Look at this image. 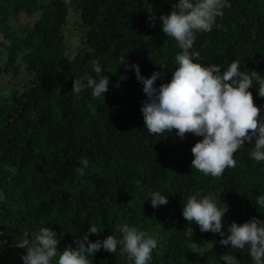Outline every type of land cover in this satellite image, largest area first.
<instances>
[{
	"label": "trees",
	"instance_id": "16d2710c",
	"mask_svg": "<svg viewBox=\"0 0 264 264\" xmlns=\"http://www.w3.org/2000/svg\"><path fill=\"white\" fill-rule=\"evenodd\" d=\"M230 3L210 32L197 34L193 51L222 70L238 60L242 70L264 73V0ZM152 7L157 16L170 13L172 0H0V56L7 58L0 74L27 69L9 94H0V243L7 244L0 245L6 259L0 264H22L24 250L13 245L27 231L34 237L39 228L53 227L63 250L75 246L90 223L104 230L91 240L115 235L124 223L157 236L150 264H223L225 252L253 264L247 250L228 249L219 234L200 231L182 215L183 199L214 193L230 204L225 227L264 216L252 203L264 194V162L249 156L252 146L234 154V168L213 177L191 168V148L202 137L180 139L176 130L153 135L145 128L143 85L121 58L138 62L146 76L164 72L159 85L171 79L180 51L159 23L149 27ZM71 9L81 11L79 24ZM21 15L38 17L18 25ZM76 28L88 31V43L69 57L67 31ZM93 60L110 77L105 100L94 99L91 90L71 91L75 76L91 72ZM250 90L264 115L258 85ZM82 157L90 162L85 176L76 171ZM153 190L169 195V202L153 207ZM204 243L210 247L201 249ZM93 259L128 264L119 245L116 253L101 249Z\"/></svg>",
	"mask_w": 264,
	"mask_h": 264
},
{
	"label": "clouds",
	"instance_id": "9594fccd",
	"mask_svg": "<svg viewBox=\"0 0 264 264\" xmlns=\"http://www.w3.org/2000/svg\"><path fill=\"white\" fill-rule=\"evenodd\" d=\"M229 7L230 0H172L170 13L157 16L153 7L148 9L149 27L159 23L163 33L174 38L180 49L171 79L166 82L157 85V80L166 75L164 72L156 70L146 76L138 62L129 63L127 58H121V65L134 70L143 85L146 98L141 112L147 131L162 135L176 130L175 135L180 139L188 133L202 137L191 148V168L213 177L236 166L234 154L245 144L252 146L249 156L255 162H264V115L250 90L258 85V95L264 97V73L242 70L238 60L222 70L221 65L203 63L200 53L193 51L197 34L210 32ZM90 67L91 72L75 76L71 91L79 94L91 90L94 99L105 100L110 77L99 60H93ZM125 79L126 72L115 86L120 87ZM89 164L88 158L82 157L77 173L85 176ZM148 196L153 207L169 202V195L159 190L151 191ZM182 202V215L188 222L199 225L202 232L219 234V243L228 249L247 250L253 264H264V216H253L242 223L233 220L225 227L230 204L216 194L196 193ZM252 203L264 213V194L257 195ZM103 231L90 223L84 234L75 239V246L68 244L60 250L57 231L44 226L34 237L28 231L22 234L13 246L24 250L20 253L22 264H93L97 252L103 249L116 253L118 245L127 254L128 264H150L153 250L158 246L157 236L124 223L115 229V235L90 239L91 234ZM220 259L223 264H240L233 252L223 253Z\"/></svg>",
	"mask_w": 264,
	"mask_h": 264
},
{
	"label": "rangeland",
	"instance_id": "374dc122",
	"mask_svg": "<svg viewBox=\"0 0 264 264\" xmlns=\"http://www.w3.org/2000/svg\"><path fill=\"white\" fill-rule=\"evenodd\" d=\"M76 13L73 9H71V19L73 20V17L76 18ZM78 23L79 24V19L82 20V15H81V11H79L78 13ZM38 17V15L35 16H28V15H21L19 17V20L17 21V24H27V23H33V21L35 20V18ZM69 26V24H68ZM78 28L76 29H71L70 31H67V39L68 42L71 43V45L68 43V48H67V53L69 55V57H73L77 51L86 46L88 41H87V35H88V31L87 30H82L83 32H80V30L78 31ZM86 35L85 39H84V35ZM5 57L0 56V67L2 65V59H4ZM7 58H5L6 61ZM16 67V66H15ZM15 67H12V69H14ZM13 71V73H8V74H0V94H9L11 92V90L14 89V83L17 82V84L20 81V77H24L23 75L26 74L27 69L24 65H22L20 67V74L19 73H15V70H11ZM13 82V83H12ZM4 196L3 191L0 189V199H2ZM205 244V243H204ZM207 247H210V244H205L204 246L200 247L201 249H205ZM5 254V252L3 251L2 247L0 246V259L1 260H6L3 255Z\"/></svg>",
	"mask_w": 264,
	"mask_h": 264
},
{
	"label": "water",
	"instance_id": "95a60500",
	"mask_svg": "<svg viewBox=\"0 0 264 264\" xmlns=\"http://www.w3.org/2000/svg\"><path fill=\"white\" fill-rule=\"evenodd\" d=\"M0 209H2V208H0ZM8 230H11V229L8 228ZM2 233H3V232H1V235H2ZM0 245H1V246H6L7 244L0 243Z\"/></svg>",
	"mask_w": 264,
	"mask_h": 264
}]
</instances>
